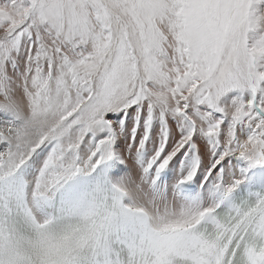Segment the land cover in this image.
Here are the masks:
<instances>
[{
	"label": "snow or ice",
	"instance_id": "obj_1",
	"mask_svg": "<svg viewBox=\"0 0 264 264\" xmlns=\"http://www.w3.org/2000/svg\"><path fill=\"white\" fill-rule=\"evenodd\" d=\"M0 264H264V0H0Z\"/></svg>",
	"mask_w": 264,
	"mask_h": 264
}]
</instances>
